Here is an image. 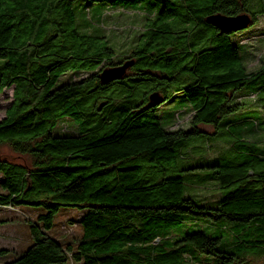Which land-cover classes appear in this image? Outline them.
Segmentation results:
<instances>
[{
    "label": "trees",
    "instance_id": "1",
    "mask_svg": "<svg viewBox=\"0 0 264 264\" xmlns=\"http://www.w3.org/2000/svg\"><path fill=\"white\" fill-rule=\"evenodd\" d=\"M89 1L114 8L142 0ZM246 1L146 0L153 16L139 43L114 61L111 46L89 27L87 3L77 9L74 0H0V92L11 86L0 118V206L41 208L29 220L30 244L0 264H68L66 250L80 264L264 258V146L238 136L260 135L261 127L251 117L248 124L229 119L230 156L186 164L184 155L186 137L202 132L198 124L213 127L245 99L264 109V61L248 69V37L236 41L234 31L218 32L205 20L213 12L246 11ZM126 58L134 59L120 77L128 82L100 81L102 67ZM153 90L163 97L158 104L148 103ZM178 92L191 112L188 129L167 127L179 119L176 109L165 123L156 112ZM66 120L72 127L62 129ZM206 181L218 188L213 200L196 191ZM60 206L83 210L73 248L46 232ZM194 217L209 225L230 221L225 244L217 246L219 223L208 229L212 234L172 230Z\"/></svg>",
    "mask_w": 264,
    "mask_h": 264
},
{
    "label": "rangeland",
    "instance_id": "2",
    "mask_svg": "<svg viewBox=\"0 0 264 264\" xmlns=\"http://www.w3.org/2000/svg\"><path fill=\"white\" fill-rule=\"evenodd\" d=\"M85 3L88 4L87 8L89 11L87 14H89V16L92 14V18L88 19L85 15L77 13V19L80 21H86V19H88L90 29L93 28L95 32H99L101 35L100 39L103 41V43L105 45L111 46L114 53L111 59L114 61H117L118 58H121L122 55H125L129 48L139 43L137 37L139 33L142 32L145 24L148 21L146 18L151 16L146 0L140 1L139 3H141V5L132 3L131 6H118L114 8L109 7L108 4H100L98 1L74 0V4H77V9H79ZM98 6H100L98 9L100 15L95 16L93 13L95 10H97L96 7ZM153 7H156V5ZM245 8L247 12L255 16V20L244 28L232 32V36L236 41L240 40V37H248L244 42L245 49L247 51L244 57L246 63L248 64V69H255L264 61V0H247ZM96 20L100 21L101 26H99ZM262 28L263 31L261 30ZM84 74L85 71L81 72L80 75ZM67 78V75H63L61 80H65ZM118 79H120V81H129L126 78ZM118 82L119 81H115L113 85H117ZM235 92H238V96L245 95L243 92H239V89H236ZM233 93L232 98L236 95ZM10 99L11 86L3 88V90L0 92V118L4 115V110L9 105ZM182 103V94L178 92L174 97H171L159 104L156 108V112L159 115L160 122L165 123L170 111L176 109V111L179 112V119L177 120V118H173V122L169 125L167 124V127L173 128L176 126L188 129L190 127L189 116L191 112H186L184 110L185 105L181 106ZM259 105L261 104L256 99H245L242 106L237 110L222 114L217 119V122L213 127L209 126L210 124L208 125L207 123L198 124L197 127L202 132L190 134L185 139L186 145L184 147V155L186 164H194L195 162L199 163L201 160L208 162L216 156H230V152L232 151L228 149L226 143L232 139V137H230V134L228 133V128L229 126L231 128L234 127L232 125H227L229 124L228 122L231 121L229 119H242L245 124L250 123L248 119H244L245 117H251V119H254L257 122V125L261 127L260 135L251 133L248 130H243L241 134L238 135L237 133V135L243 136L244 139L242 140L254 141L264 146V109ZM240 125L241 124L239 123L235 124L236 128H239ZM71 127L72 126L68 120L62 124V129H69ZM213 131H215V133H213ZM256 138H261V140L259 141ZM195 154H198V156L195 157ZM196 189V191L204 195L205 199L207 200H213L218 195V188L213 181H206L204 182V185H201V187H197ZM39 210H41L39 207L19 205L14 209V212H12L18 216L20 221L27 225V232L24 224H22V226L19 227V233L13 234L11 239H5L7 243H13L12 246L15 248L13 250L19 252L20 250L27 248V246L30 244L31 237L29 234V220H33L34 215ZM2 211L3 210L0 208V213H2ZM82 213L83 210L79 209L78 207L60 206L59 209L54 213L51 227L48 228L46 232L61 242L65 247L69 245L71 248H73L81 235L79 217L82 215ZM186 222V225L178 226L172 230L178 229L181 233L184 231L202 230L204 232H211L209 234H212L214 232L208 230L210 226L212 228H216L218 223L221 224L222 227L220 232L217 234L222 236V240L217 245L218 247H222L225 244L226 235L231 229V222L227 220H219L218 223L213 222L214 224L209 225L204 224V220L200 217H194ZM1 243L3 242L0 241V244ZM10 252L13 251L10 250ZM66 254L68 257V264H79L77 262L74 263L70 251L66 250ZM195 254L197 257H203L207 260H211V256L207 254H203L198 251H196ZM8 256L13 255L12 253H9ZM3 259L4 257L0 256L1 263L3 262L1 260ZM249 260L251 264H258L263 262L264 258L260 256H251L249 257ZM185 264L197 263L194 260H187Z\"/></svg>",
    "mask_w": 264,
    "mask_h": 264
},
{
    "label": "water",
    "instance_id": "3",
    "mask_svg": "<svg viewBox=\"0 0 264 264\" xmlns=\"http://www.w3.org/2000/svg\"><path fill=\"white\" fill-rule=\"evenodd\" d=\"M205 20L218 28V32L235 31L244 28L251 21V16L248 12L243 11L232 15H225L220 12H213L205 16ZM134 62L133 58H126L122 62L106 65L97 73V77L102 83L110 82L120 78L125 73L126 69ZM162 95L153 90L148 94V103L158 104L162 101Z\"/></svg>",
    "mask_w": 264,
    "mask_h": 264
},
{
    "label": "crops",
    "instance_id": "4",
    "mask_svg": "<svg viewBox=\"0 0 264 264\" xmlns=\"http://www.w3.org/2000/svg\"><path fill=\"white\" fill-rule=\"evenodd\" d=\"M261 30L263 31V28ZM0 208L3 210L2 213H0V241L3 242L0 244V248L8 249L7 252L1 253L0 256L4 257V259L1 261H5V260L12 258L13 256H15L16 254L22 251L20 250L19 252H17L13 250L15 249L14 246H12L13 243L11 242L7 243L5 239H11L13 234L19 233V227H21L22 224H24L26 232H27V225L23 223L22 221H20L18 219V216L15 213L14 214L12 213L14 212V209H7L4 207H0ZM10 250H12L13 252H10ZM9 253H12L13 256H8Z\"/></svg>",
    "mask_w": 264,
    "mask_h": 264
},
{
    "label": "built area",
    "instance_id": "5",
    "mask_svg": "<svg viewBox=\"0 0 264 264\" xmlns=\"http://www.w3.org/2000/svg\"><path fill=\"white\" fill-rule=\"evenodd\" d=\"M6 207H8V208H13V209H15L16 207H12L11 205H5Z\"/></svg>",
    "mask_w": 264,
    "mask_h": 264
},
{
    "label": "flooded vegetation",
    "instance_id": "6",
    "mask_svg": "<svg viewBox=\"0 0 264 264\" xmlns=\"http://www.w3.org/2000/svg\"><path fill=\"white\" fill-rule=\"evenodd\" d=\"M156 7H157V5H156ZM152 16H153V13H150ZM124 56V55H123ZM125 56H127V55H125ZM122 58V57H121ZM126 75V74H125ZM10 101H11V99H10ZM10 103V102H9Z\"/></svg>",
    "mask_w": 264,
    "mask_h": 264
},
{
    "label": "bare ground",
    "instance_id": "7",
    "mask_svg": "<svg viewBox=\"0 0 264 264\" xmlns=\"http://www.w3.org/2000/svg\"><path fill=\"white\" fill-rule=\"evenodd\" d=\"M8 208V207H7Z\"/></svg>",
    "mask_w": 264,
    "mask_h": 264
}]
</instances>
